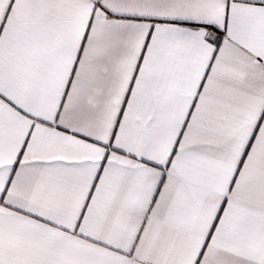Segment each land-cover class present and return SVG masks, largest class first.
<instances>
[{
    "label": "snow or ice",
    "instance_id": "obj_1",
    "mask_svg": "<svg viewBox=\"0 0 264 264\" xmlns=\"http://www.w3.org/2000/svg\"><path fill=\"white\" fill-rule=\"evenodd\" d=\"M0 264H264V0H0Z\"/></svg>",
    "mask_w": 264,
    "mask_h": 264
}]
</instances>
